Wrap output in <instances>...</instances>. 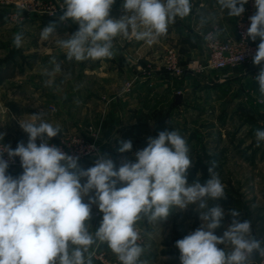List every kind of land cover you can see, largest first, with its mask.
I'll list each match as a JSON object with an SVG mask.
<instances>
[{
    "label": "clouds",
    "instance_id": "1",
    "mask_svg": "<svg viewBox=\"0 0 264 264\" xmlns=\"http://www.w3.org/2000/svg\"><path fill=\"white\" fill-rule=\"evenodd\" d=\"M248 2L216 0V5L220 14L232 18L240 17ZM114 3L63 0L61 8L66 10L59 20L78 24V31L60 38L53 36L56 24L50 23L41 30L40 39L57 37L56 46L68 61H104L114 57L118 37L131 36L152 45L167 36L177 18L184 19L193 11L191 0H124L126 14L112 18ZM254 7L256 12L249 17L244 35L253 42L260 39L253 57V64L259 66L264 62V0H254ZM26 8L18 6L17 17ZM210 20H216L215 14L200 16L201 25ZM220 34L217 29L204 39L215 41ZM23 39L22 31L14 35L17 49ZM48 63L54 67L43 69L44 75L61 72L55 55ZM255 80L264 97V67ZM52 83V79L45 81L46 86ZM19 124L28 135L27 144L0 150V264H93L94 249L101 245L107 246L119 264H147L141 259L147 246L140 242L139 223L159 225L174 209L182 211L192 205H197L201 224L175 242L181 264H264V241L254 234L251 220L240 218L239 210L228 211L231 223L222 236L214 234L226 215L217 203L227 197L225 185L215 171V160L209 162L206 182L188 183L190 147L178 131H161L157 138H149L147 147L135 153L136 162H124L117 169L111 158L98 155L94 166L85 170L79 166L78 156L49 144L62 129L46 121L43 112L21 119ZM255 138L257 146L264 142V130L257 128ZM131 149V141H121L118 151ZM5 152L10 159L20 158L23 173L18 178L6 174ZM118 183L124 186L118 188ZM93 205L103 214L95 231L90 224ZM145 234L151 238L150 233Z\"/></svg>",
    "mask_w": 264,
    "mask_h": 264
},
{
    "label": "rangeland",
    "instance_id": "2",
    "mask_svg": "<svg viewBox=\"0 0 264 264\" xmlns=\"http://www.w3.org/2000/svg\"><path fill=\"white\" fill-rule=\"evenodd\" d=\"M32 3L33 0H0V68L6 67L9 62L18 64L15 70L17 76L0 84V101L3 104L0 109V136H2L0 150L2 146L14 150L18 143L23 142L26 145L28 142V135L21 129L19 121L35 114V108L31 106L32 101L29 100L35 98L33 96L35 91L23 94L18 88L34 89L35 80L45 84L46 80L52 79L51 86L55 87L56 91L53 93L49 91L50 104L46 106L45 111L41 109V112L44 113L46 121L59 124L62 131L49 140V144L69 148L76 137L90 139L93 132L99 131L98 155H102L101 130L89 124L91 122L89 114H83L80 108V77H74L71 69H67L66 73L60 61L58 62L61 64V72L52 77L46 75L35 77L32 71L35 63V35L42 30L35 29V19L56 20L63 15V12L51 16L47 10L58 9L63 4V0H35V5H38L37 12L29 9L34 8ZM20 5L27 7L29 11L24 10L22 16L17 17V7ZM19 31L24 33V39L22 47L17 49L13 44V38ZM177 53L183 67H187L193 61V58L186 60L181 52L177 51ZM165 54L166 51L164 60ZM164 60L162 59L163 63ZM163 63L160 67L165 69L166 65ZM224 71L209 70L197 74L199 77H189L188 84L183 87L187 98L185 102L179 104V108L172 109L169 106L160 110L153 109L152 122L148 126L149 138H157L161 131L176 130L187 139L192 160V166L187 172L189 184L197 179L202 184L206 182L209 178V162L216 161L215 171L219 173L225 185L227 197L217 202L225 209L226 215L214 234L223 235L231 223V217L227 213L235 208L241 212L242 220L252 221L254 234L264 241V142L257 146L255 138L257 128L264 130V99L261 104L254 102L250 105L244 104L238 92H229L228 89H224L223 84L220 86L217 84L221 81V73ZM184 76L172 77L175 80H182L186 77ZM71 79H75L74 84H71ZM21 98L27 101V104H24L25 108L16 106L15 99ZM40 142L38 139L37 144L39 145ZM6 156H8L7 152L3 154V158ZM96 159L97 156L80 163L79 166ZM132 162L136 161L132 160ZM119 167L116 166L117 169ZM22 173L21 165L9 166L6 172L13 178H18ZM83 182L85 181L82 180ZM121 186L124 185L117 184L118 188ZM87 200L88 198L85 197L84 202ZM196 208L197 205H192L182 211L174 209L168 219L160 221L159 225L140 222L139 227L142 229L140 242L147 246L141 259L147 264H181L180 252L175 247V242L200 227L201 221ZM102 216L98 207L93 205L91 230L95 231L100 226ZM145 233H150L151 238ZM93 262L119 264L106 245L94 249Z\"/></svg>",
    "mask_w": 264,
    "mask_h": 264
},
{
    "label": "crops",
    "instance_id": "3",
    "mask_svg": "<svg viewBox=\"0 0 264 264\" xmlns=\"http://www.w3.org/2000/svg\"><path fill=\"white\" fill-rule=\"evenodd\" d=\"M191 2L192 13L184 19L177 18L176 22L170 25L167 36L152 45L137 41L131 36L118 37L114 41V57L104 61H68L64 52L56 46L57 37L42 41L40 33L35 35L33 74L35 77H44L43 69L47 68L51 71L54 66L48 61L55 55L57 61L63 64L66 73L67 69H71L74 77H80V108L83 114H89L90 121H93L89 124L100 128L102 155L111 158L115 166L132 162L135 160V153L147 147L150 136L148 126L152 122L153 109L160 110L169 106L172 109L179 108V104L176 103L177 95L183 96L181 104L185 102L187 97L183 87L188 84V78L199 77L196 73H187L184 79L175 80L166 69L160 67L163 63L162 59L164 60V52L167 49H174L181 52L186 60L193 58V61L204 63L208 56L204 36L208 31L220 30L222 39L236 36L239 17L231 18L226 13L220 14L216 0H191ZM123 3L124 0H115L110 13L112 18H120L126 14ZM244 7L245 10L253 9L255 14L254 0H249ZM212 14H215L216 20L201 25L200 16ZM58 18L52 21L37 18L35 29H43L50 23H55L53 36L62 35L60 38H68L78 31V24L71 20L61 22ZM255 43L259 44L260 39L257 38ZM261 67H264V62L256 67L245 65L225 70L221 73V81L217 84L219 86L223 84L224 89H228L229 92H238L246 105H250L251 102L261 104L264 97H261L258 82L255 80ZM135 77L138 79L132 91L127 92L126 84ZM35 81L34 89L32 87L18 89L23 94L35 91L33 95L35 98L29 100L32 101L31 106L35 108V114H39L41 109L45 111L46 106L50 104L49 91L53 93L56 90L55 87L51 86V89L43 82ZM70 82L74 84L75 79H71ZM24 99H15L17 108H25L24 104H27V101ZM1 102L0 109L3 106ZM121 141H131L132 149L124 153L119 152ZM94 163L95 160L89 161L81 168L86 170L94 166Z\"/></svg>",
    "mask_w": 264,
    "mask_h": 264
},
{
    "label": "built area",
    "instance_id": "4",
    "mask_svg": "<svg viewBox=\"0 0 264 264\" xmlns=\"http://www.w3.org/2000/svg\"><path fill=\"white\" fill-rule=\"evenodd\" d=\"M32 7L29 9L31 11L37 12L38 5H35V0H33ZM37 7V8H36ZM29 9H25L29 11ZM66 8L58 7V9H48L47 12L49 15L54 16L56 13L64 12ZM254 14L253 9L245 10V12L239 17L237 26H236V36L231 39H222L220 36L215 41H205L207 49V59L204 63L200 61H192L187 67H183L180 64L179 55L176 50L169 49L165 54V69L166 71L177 78H181L185 73H196L201 74L205 71L215 70V71H224L228 69H235L245 65L256 67L257 65L253 64V57L258 48V44L253 42L250 38H245V32L250 26V19ZM217 29L208 31L213 32ZM241 57L239 60L238 57ZM263 63V62H262ZM138 77L128 82L126 85L127 92H131L135 82ZM92 130V129H91ZM99 131L93 132V135L90 139L85 137H76L74 143L68 148L60 146V148L67 154L78 156V164L83 163L87 160L93 159L99 154ZM51 145V144H50ZM54 145V144H52ZM8 161L9 166L17 167L21 165L20 158L10 159L8 156L4 157Z\"/></svg>",
    "mask_w": 264,
    "mask_h": 264
},
{
    "label": "trees",
    "instance_id": "5",
    "mask_svg": "<svg viewBox=\"0 0 264 264\" xmlns=\"http://www.w3.org/2000/svg\"><path fill=\"white\" fill-rule=\"evenodd\" d=\"M18 67L17 63L9 62L6 67L0 68V84H3L6 80L13 79L17 76V72H15Z\"/></svg>",
    "mask_w": 264,
    "mask_h": 264
},
{
    "label": "water",
    "instance_id": "6",
    "mask_svg": "<svg viewBox=\"0 0 264 264\" xmlns=\"http://www.w3.org/2000/svg\"><path fill=\"white\" fill-rule=\"evenodd\" d=\"M182 98H183L182 95H180V94L177 95V97H176V103H177V104H181Z\"/></svg>",
    "mask_w": 264,
    "mask_h": 264
}]
</instances>
